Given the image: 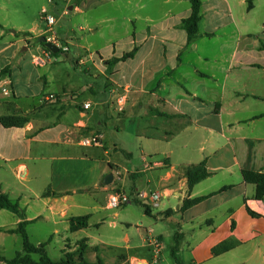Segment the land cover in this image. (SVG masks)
Here are the masks:
<instances>
[{"label": "crops", "instance_id": "obj_1", "mask_svg": "<svg viewBox=\"0 0 264 264\" xmlns=\"http://www.w3.org/2000/svg\"><path fill=\"white\" fill-rule=\"evenodd\" d=\"M201 2L202 22L193 44L181 27L191 15L190 0L73 2L67 13L63 7L62 15L86 16L107 4L128 12L121 17L125 36L114 35L108 46L93 42L81 46L73 29L59 35V42L69 47L67 58L49 56L44 46L34 43L47 30L20 26L8 33L0 24V71L11 67L0 84V118L29 119L22 128H6L0 122V190L11 199L6 190H25L12 200L20 204L28 198L23 207L20 204L27 228L47 220L56 226L64 223L70 231V220L83 216L90 217V227L95 215L111 210L97 198L101 190L107 199L113 192L132 197L141 191L157 192L167 199L161 205L169 208L164 219L180 215L174 239L191 243L187 261L181 259L178 245L184 264H264V189L243 175L244 171L264 174V42H260L264 0ZM108 17L107 23H112ZM105 22L85 19L79 30L90 33L89 40ZM209 40L226 41L217 46L218 53L227 48L230 57L207 55ZM135 48L133 58L109 69V60ZM39 59L45 64L39 65ZM86 62L91 81L78 85L65 67ZM97 84L105 89L103 98L98 103L90 98L82 101L87 93L97 95ZM51 95L58 102L47 101ZM120 96L126 97L122 111L117 105ZM85 104L90 109L85 110ZM113 113L133 117V144L140 152L136 165L131 161L133 152L123 148L119 149L126 159L123 166L103 160L109 154L104 130L114 120ZM92 136L100 137V143L84 146L82 140ZM203 162L210 176L189 190L184 170ZM108 175L113 181L106 185ZM205 196L211 197L182 211L186 199ZM82 197L93 205L87 206ZM31 200L40 201L42 209H34ZM134 202L143 207L137 199ZM13 215L17 227L23 220ZM113 215L119 218L121 212ZM110 225L116 227L117 222ZM156 237L162 246L158 255L153 252L155 263L164 242L161 233ZM227 241L236 243L234 249L214 255V248ZM120 260L150 264L149 253L122 255Z\"/></svg>", "mask_w": 264, "mask_h": 264}, {"label": "rangeland", "instance_id": "obj_2", "mask_svg": "<svg viewBox=\"0 0 264 264\" xmlns=\"http://www.w3.org/2000/svg\"><path fill=\"white\" fill-rule=\"evenodd\" d=\"M84 0H75L74 3L79 5ZM56 4L58 6H56ZM191 6V5H190ZM64 3L61 0H54L51 3L49 0H0V24L5 27L6 32L16 31L18 27L24 26L27 28L41 27L43 30H47L46 35L43 37L51 36L56 34L57 41H59V35L65 36L68 30L73 29L76 32V39L82 45H88L90 42L96 44V46H108V44L113 39L114 35L125 36V26L122 22V16L127 14V10L119 9L118 6L107 4L102 6L100 9L90 11L86 16H78L73 14L62 15V9ZM45 8L48 14L55 17L56 20H60L58 24L53 27V32H48L49 27L47 22L42 19V10ZM108 16L113 18L112 23L108 21ZM87 19L89 22L95 23L96 20L104 19L105 24L101 25L104 27L95 37L92 39H87V35L90 33L81 32L79 30V25L85 22ZM114 25V26H112ZM38 42L37 39L34 43ZM76 42V40H75ZM205 53L207 55L218 54L223 58H229L231 53L230 49H223L218 53V45L224 44L226 41L209 40L206 41ZM260 42H264L263 37ZM39 43V42H38ZM229 47L230 41L228 43ZM62 46L61 42L58 44ZM47 49V48H46ZM49 52V50L47 49ZM91 51H95V48H91ZM84 59H88L87 55ZM80 61V59H79ZM67 74L78 81V85H83L85 82L91 81V77L87 76V70L89 68V63L86 62L79 66L71 64L66 65ZM85 76L83 79L82 77ZM83 82V83H82ZM97 89V95L95 94H85L81 97V100L91 99L93 103H98L100 98H103L104 87L99 84L95 85ZM48 91H50L48 89ZM112 122L108 128L104 130L105 133V145L109 152L108 155H104L103 160L119 163L122 166L126 162L125 157L120 153L119 149L123 148L126 151L133 152V164L136 165L140 162V152L136 146L133 144V117L119 118L117 113H113ZM117 148V150H115ZM106 166L108 164L105 163ZM11 193L13 200L18 199L19 196L23 195L25 190H6ZM23 193V194H22ZM98 199L103 205L108 204V199L106 193L98 191ZM87 206H92L93 202L88 197H82ZM167 199L163 198L160 201V207L152 208L151 215L145 213L144 207L137 205L136 202L125 205L124 207L118 209H111L108 212H103L94 216L91 221V226L82 232L71 233L66 230V225L60 223L59 225H54L52 221L39 220L29 224L27 232L29 234L30 240L36 246L41 244L49 243L46 247L49 257L53 261H60L63 257V251H74L78 248V242L87 238L90 249L86 255L89 262H97L98 256H100L108 264H122L123 261L120 260V256H142L149 253L150 264H174L173 259V248L178 245L180 246V257L182 260L187 261L191 258L190 256V245L186 238L179 240L174 239V234L180 231L179 225L180 215H173L170 220L164 219V215L168 211V207H161L162 202ZM28 201V198H24L20 204L23 207L24 203ZM171 207L175 206V201L173 199L169 200ZM29 203L34 209H42L41 203L38 200H31ZM115 212H121L119 218L114 217ZM86 213V212H83ZM91 213V212H90ZM48 215V213L46 212ZM145 217V220H137L138 218ZM160 217H163L162 219ZM104 218V219H103ZM103 219V220H102ZM127 219L131 220L128 222ZM111 221H116L117 226L113 227L110 225ZM15 217L13 213L6 211L0 214V228H4L5 231H0V256H3L9 260L16 257L18 253L23 252V239L19 234H10L6 232V229H13ZM142 223V224H141ZM55 229L58 230L55 233ZM153 230V236L156 237L158 234L163 235V248L162 255L158 257V261L155 263L153 258V248L148 246V230ZM172 233V235H171ZM129 236V240L126 237ZM99 248L96 252L95 248ZM72 248V249H69ZM150 251V252H149ZM35 261L40 260V256L33 255ZM0 264H7L6 262H1Z\"/></svg>", "mask_w": 264, "mask_h": 264}, {"label": "trees", "instance_id": "obj_3", "mask_svg": "<svg viewBox=\"0 0 264 264\" xmlns=\"http://www.w3.org/2000/svg\"><path fill=\"white\" fill-rule=\"evenodd\" d=\"M75 1V0H74ZM191 2V15L182 21L181 27L185 30L188 36V43L193 44L197 39L200 31V25L202 22V2L201 0H190ZM1 27V25H0ZM37 41L46 48V38L40 37L37 38ZM138 52V48H135L131 52L124 54L121 58H113L109 60V69H114V67L121 61H126L133 58ZM69 53L61 50L59 53L54 54L55 57H61L62 54ZM68 57V56H67ZM11 73V67L7 66L6 68L0 71V84L2 80L9 76ZM1 124L6 128H22L29 123L28 118L23 117H2L0 118ZM185 177L188 180V188H192L199 182L205 180L210 176V173L207 170L206 162H203L199 165L189 166L184 170ZM246 181L258 185L260 189H264V174L253 172V171H244L243 173ZM46 196V195H45ZM208 197H199L196 199H186L182 206V211L193 207L194 205L204 201ZM145 208V213L151 215V207L142 204ZM5 209L11 211L12 213L19 216L23 221L18 224L14 229L6 230L10 234H19L23 239V252L18 253L15 258L9 260L3 256H0V263L6 262L7 264H108L98 256L97 262H89L86 258V255L90 249L88 244V239H83L78 242V248H75L74 251H64V255L60 261H53L47 252V245L49 243L41 244L36 246L30 240L29 234L27 232L28 222L25 221V211L21 208L19 202L13 201L9 195L4 194L0 190V210ZM89 216L75 217L70 220V231L77 232L83 229L89 228ZM0 231H5L4 229ZM236 243L232 241L223 242L217 247L214 248L213 253L216 256L222 255L226 252L234 249ZM72 249V248H69ZM99 248H95L94 251H98ZM178 243L173 248V259L175 264H184L181 259L178 257ZM33 255L40 256V260L37 262L33 259Z\"/></svg>", "mask_w": 264, "mask_h": 264}, {"label": "built area", "instance_id": "obj_4", "mask_svg": "<svg viewBox=\"0 0 264 264\" xmlns=\"http://www.w3.org/2000/svg\"><path fill=\"white\" fill-rule=\"evenodd\" d=\"M51 3H54V0H49ZM64 3L65 7V12L67 13V6L72 4L74 0H61ZM42 19L47 22V26L49 27L48 32H53V27L57 24V20L55 19L54 16L51 14L47 13V10L44 9L42 11ZM46 42L58 45L60 42L57 41L56 34H52L51 36L46 37ZM62 44V43H61ZM59 46V45H58ZM52 52L49 51L48 55L50 56ZM37 63L39 65L45 64L44 60H37ZM3 94L5 96H9V91L8 90H3ZM68 99H74L73 97H67ZM49 102H58L59 98L51 95L47 99ZM117 105H118V110L122 111L126 105V97L125 96H120L117 99ZM91 105L90 104H85L84 109L88 110L90 109ZM100 143V137L97 136H92L89 138H85L82 140V144L84 146H92V145H98ZM135 199L140 201L142 204L147 205L152 208H158L160 206V201L162 199V195L157 192H152V193H147V192H138L135 197H132L124 192H113L110 194L108 198V206L111 209H118L121 208L127 204L132 203ZM149 236H148V243L149 245L153 248V252L155 255H158L161 251V246L162 243L158 237H155L151 234V231H149Z\"/></svg>", "mask_w": 264, "mask_h": 264}, {"label": "water", "instance_id": "obj_5", "mask_svg": "<svg viewBox=\"0 0 264 264\" xmlns=\"http://www.w3.org/2000/svg\"><path fill=\"white\" fill-rule=\"evenodd\" d=\"M70 9H72V7ZM45 46L50 52H52L54 54L59 53L61 50H63L64 52H68L69 51V47L65 43H62V46H58V45L46 42ZM62 55H64V58H67V56H69V53H65V54H62ZM112 181H113V176L112 175H108L107 178H106L105 184L108 185Z\"/></svg>", "mask_w": 264, "mask_h": 264}]
</instances>
